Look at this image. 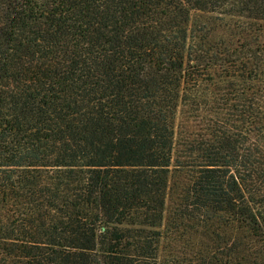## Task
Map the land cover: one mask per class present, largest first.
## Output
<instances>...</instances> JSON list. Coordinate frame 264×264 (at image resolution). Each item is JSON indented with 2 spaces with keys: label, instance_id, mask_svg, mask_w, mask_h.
<instances>
[{
  "label": "trees",
  "instance_id": "trees-1",
  "mask_svg": "<svg viewBox=\"0 0 264 264\" xmlns=\"http://www.w3.org/2000/svg\"><path fill=\"white\" fill-rule=\"evenodd\" d=\"M222 72L258 141L213 128L170 208L179 107ZM188 236L264 264V0H0V264H193Z\"/></svg>",
  "mask_w": 264,
  "mask_h": 264
},
{
  "label": "rangeland",
  "instance_id": "rangeland-1",
  "mask_svg": "<svg viewBox=\"0 0 264 264\" xmlns=\"http://www.w3.org/2000/svg\"><path fill=\"white\" fill-rule=\"evenodd\" d=\"M225 72L217 75H206L200 81L201 85L198 92H193L189 100L184 101L178 110L176 118V133L174 142V166L171 178V190L168 198V206H174L175 197L181 190L190 183L192 177L197 173L200 165L204 163L203 154L200 150L201 145L212 138V130L221 129L224 122H230L232 134L240 141L242 149L251 146L258 139L252 134V127L243 125L240 114H233L232 110H226V98L231 96V83L224 80ZM240 87H244L243 81H234ZM227 86V89L225 86ZM251 91L252 86L249 87ZM227 113V114H226ZM247 141V144L244 142ZM190 235V234H189ZM188 242H180L177 246L178 251L184 254L187 261H194L193 264H200V256L198 254V244L191 242V236H188ZM199 240V239H198ZM212 242H206L211 246ZM167 242L164 243V250L169 251Z\"/></svg>",
  "mask_w": 264,
  "mask_h": 264
}]
</instances>
